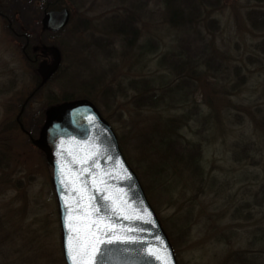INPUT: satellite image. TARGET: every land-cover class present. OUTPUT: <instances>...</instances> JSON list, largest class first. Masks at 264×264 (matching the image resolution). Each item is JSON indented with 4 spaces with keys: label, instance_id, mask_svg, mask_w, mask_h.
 <instances>
[{
    "label": "rangeland",
    "instance_id": "obj_1",
    "mask_svg": "<svg viewBox=\"0 0 264 264\" xmlns=\"http://www.w3.org/2000/svg\"><path fill=\"white\" fill-rule=\"evenodd\" d=\"M57 5L71 14L58 34L31 27L32 6L27 36L0 18V264H65L46 159L30 139L48 108L77 100L112 129L177 264H264V0ZM173 9L192 23L175 24ZM25 41L28 58L37 45L61 54L40 88ZM188 154L207 175L200 188Z\"/></svg>",
    "mask_w": 264,
    "mask_h": 264
},
{
    "label": "water",
    "instance_id": "obj_2",
    "mask_svg": "<svg viewBox=\"0 0 264 264\" xmlns=\"http://www.w3.org/2000/svg\"><path fill=\"white\" fill-rule=\"evenodd\" d=\"M68 21L67 9L47 11L41 19V29L55 33L64 29ZM47 53L51 63L42 61L36 70L40 86L56 72L60 62L56 48L41 51L43 56ZM31 143L46 159L66 264H71L66 246L75 243L78 235L83 236L87 225L100 216L114 225L112 233L135 240L102 245L96 264H177L167 236L120 153L112 129L89 101L77 100L46 110L39 136ZM107 238L106 234L104 239Z\"/></svg>",
    "mask_w": 264,
    "mask_h": 264
},
{
    "label": "trees",
    "instance_id": "obj_3",
    "mask_svg": "<svg viewBox=\"0 0 264 264\" xmlns=\"http://www.w3.org/2000/svg\"><path fill=\"white\" fill-rule=\"evenodd\" d=\"M2 5H4V6H3V9H1V6H0L1 12L4 13L7 16V18L10 20L13 32L16 33L17 35L20 34L21 35L20 37L25 36V35L27 36V34H24L23 29L26 28L24 31H26V30L30 31V29H31V28L28 29L26 27V25L30 24L28 22L29 17L27 16V13H29V11H30L29 9L31 6L34 7V9H36L38 11L40 10V13L38 14V18H41L42 13L45 9L48 10V9L58 8L57 0H8L5 3H3ZM195 9H196V7L194 8V10ZM172 11L173 12H170V10H169L170 16H171V21H173L175 24L183 26L185 23H187V24L192 23L190 16H185V15L181 14L180 10H178V9L177 10L173 9ZM258 20H260V18ZM31 27L35 28V29L37 27H39L38 22L36 21L34 26L31 24ZM134 31H136V30L133 28V33H134ZM44 47H46V45ZM54 75L51 76L46 83H48L54 77ZM35 76L38 79V85H37V87H38L39 83H40V76H38L36 73H35ZM85 85L90 86L87 82L85 83ZM86 86H84V87H86ZM132 88H134V85H132ZM161 96L160 97L156 96L155 101H157L159 98H161ZM62 101H66V100H62ZM62 101H59V102H62ZM148 102L152 105H155L154 102L153 103L151 101H148ZM167 120H169V119H167ZM174 129H178V126L176 124L174 125ZM181 142H183V141H181ZM160 144H163L164 148H168V151L169 150L174 151V144L172 143L169 145L165 141L164 138L160 139ZM183 145L188 146V147H196L192 143L185 142V141H184ZM197 148H198V146H197ZM195 150L196 149H194L192 151L195 152ZM192 151H190V152H192ZM174 152L176 155H179V153H180V152H176V151H174ZM193 156L188 154L187 160H188V164H191L192 168L194 170L198 169L196 172V175H197L196 177H198V180L201 184V185H199V188H200V187H202L203 179L205 177H207V175L203 171H201V169L199 168V164H194V163H196V160H192ZM180 158L182 160H185L184 155L180 156ZM240 262L242 263V259H240Z\"/></svg>",
    "mask_w": 264,
    "mask_h": 264
},
{
    "label": "snow or ice",
    "instance_id": "obj_4",
    "mask_svg": "<svg viewBox=\"0 0 264 264\" xmlns=\"http://www.w3.org/2000/svg\"><path fill=\"white\" fill-rule=\"evenodd\" d=\"M94 211H99V209ZM113 227L114 225L107 222L104 216L91 221L84 235H78L75 243L66 246L71 264H96L102 254V245L112 243L114 240H135V237L112 233L110 229ZM106 234L108 238L104 239Z\"/></svg>",
    "mask_w": 264,
    "mask_h": 264
},
{
    "label": "flooded vegetation",
    "instance_id": "obj_5",
    "mask_svg": "<svg viewBox=\"0 0 264 264\" xmlns=\"http://www.w3.org/2000/svg\"><path fill=\"white\" fill-rule=\"evenodd\" d=\"M0 18L7 22V18H6L3 14H1V13H0ZM7 23H8V22H7ZM7 27H8V30H10V31L12 32L11 27H10V23L7 24ZM25 52H26V51H25ZM25 52H24V53H25ZM25 58H26L28 61H30L31 63H37V61H38V57H37V55H34L32 58H28V57H26V55H25Z\"/></svg>",
    "mask_w": 264,
    "mask_h": 264
},
{
    "label": "bare ground",
    "instance_id": "obj_6",
    "mask_svg": "<svg viewBox=\"0 0 264 264\" xmlns=\"http://www.w3.org/2000/svg\"><path fill=\"white\" fill-rule=\"evenodd\" d=\"M160 113V112H159ZM161 114V113H160ZM168 173V172H167ZM167 176V174L165 173V177Z\"/></svg>",
    "mask_w": 264,
    "mask_h": 264
}]
</instances>
